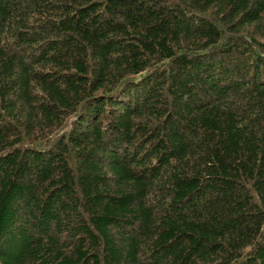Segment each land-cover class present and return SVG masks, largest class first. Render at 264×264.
<instances>
[{"label": "trees", "instance_id": "trees-1", "mask_svg": "<svg viewBox=\"0 0 264 264\" xmlns=\"http://www.w3.org/2000/svg\"><path fill=\"white\" fill-rule=\"evenodd\" d=\"M0 264H264V0H0Z\"/></svg>", "mask_w": 264, "mask_h": 264}]
</instances>
